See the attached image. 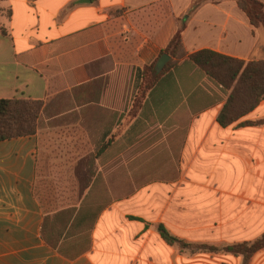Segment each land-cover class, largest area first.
Listing matches in <instances>:
<instances>
[{"label": "crops", "instance_id": "0c3cea01", "mask_svg": "<svg viewBox=\"0 0 264 264\" xmlns=\"http://www.w3.org/2000/svg\"><path fill=\"white\" fill-rule=\"evenodd\" d=\"M78 1L0 0V98L44 104L35 135L0 141V264H200L213 252L161 236L163 224L184 240L151 217L158 180L137 174L179 185L237 169L250 218L264 220V125H238L264 118V100L221 126L224 90L189 59L250 60L264 30L236 0ZM183 22L185 55L138 99Z\"/></svg>", "mask_w": 264, "mask_h": 264}, {"label": "trees", "instance_id": "16d2710c", "mask_svg": "<svg viewBox=\"0 0 264 264\" xmlns=\"http://www.w3.org/2000/svg\"><path fill=\"white\" fill-rule=\"evenodd\" d=\"M222 1L196 0L192 11L197 10L205 2L220 3ZM236 1L248 16L250 23L255 28L264 30V3L261 0ZM184 28L185 23L183 22L168 47L159 53L157 59L145 65L138 99H141V96L144 98L161 76L185 55L182 38ZM164 53L169 54L171 59L165 68L158 72L156 64ZM189 59L224 90L226 102L217 118L221 126L227 127L239 121L264 100V58L244 60L205 49L191 54ZM43 105L40 100L24 97L0 98V141L35 135ZM238 125L242 127L261 126L264 125V118L243 121ZM158 231L169 244L190 249L193 253L200 250L242 256L243 264H250L253 257L264 250V233L252 242L234 243L220 248L214 245L187 243L172 235L163 224L158 226Z\"/></svg>", "mask_w": 264, "mask_h": 264}, {"label": "rangeland", "instance_id": "374dc122", "mask_svg": "<svg viewBox=\"0 0 264 264\" xmlns=\"http://www.w3.org/2000/svg\"><path fill=\"white\" fill-rule=\"evenodd\" d=\"M263 51L258 52L254 58H264ZM233 168V167H232ZM212 177L211 184H205L202 179L205 175ZM149 176L148 179L159 183L151 190L160 204L159 211H153L151 217L159 219L187 243L214 245L224 247L234 243L250 242L259 238V233L264 228V220L256 221L250 218L255 213L248 211V204H244L246 196L240 187V173L231 172L192 173L186 180L176 185L175 180L162 183L160 172L138 173L137 176ZM173 177H179V173H172ZM199 176L200 184L190 183V176ZM210 179V178H209ZM178 184V183H177ZM257 225H263L261 229ZM186 252V250L184 251ZM214 255H200L199 263L208 264L213 259L215 264H243L234 254L225 252H213Z\"/></svg>", "mask_w": 264, "mask_h": 264}, {"label": "water", "instance_id": "95a60500", "mask_svg": "<svg viewBox=\"0 0 264 264\" xmlns=\"http://www.w3.org/2000/svg\"><path fill=\"white\" fill-rule=\"evenodd\" d=\"M92 0H79L78 3H90ZM171 59V56L167 53H164L157 61L156 64V69L158 72H161L166 64L169 62V60Z\"/></svg>", "mask_w": 264, "mask_h": 264}]
</instances>
